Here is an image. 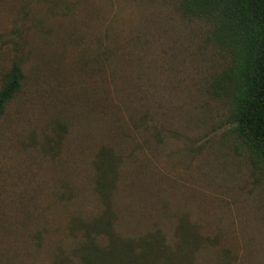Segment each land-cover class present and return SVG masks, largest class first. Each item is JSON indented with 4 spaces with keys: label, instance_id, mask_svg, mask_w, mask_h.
<instances>
[{
    "label": "rangeland",
    "instance_id": "1",
    "mask_svg": "<svg viewBox=\"0 0 264 264\" xmlns=\"http://www.w3.org/2000/svg\"><path fill=\"white\" fill-rule=\"evenodd\" d=\"M214 28L184 0H0V87L23 72L0 115V264H83L95 221L154 264H264V163Z\"/></svg>",
    "mask_w": 264,
    "mask_h": 264
},
{
    "label": "trees",
    "instance_id": "2",
    "mask_svg": "<svg viewBox=\"0 0 264 264\" xmlns=\"http://www.w3.org/2000/svg\"><path fill=\"white\" fill-rule=\"evenodd\" d=\"M184 7L215 19L214 36L232 57L225 77L234 86L230 110L234 131L253 157L264 163V0H184ZM22 80L21 67L14 62L0 87V115ZM101 224L92 223L94 235L88 230L80 244L83 264H154L159 257L149 242H142V250L133 256V245L111 227L101 231L105 228ZM104 234L109 237L107 244H101Z\"/></svg>",
    "mask_w": 264,
    "mask_h": 264
}]
</instances>
